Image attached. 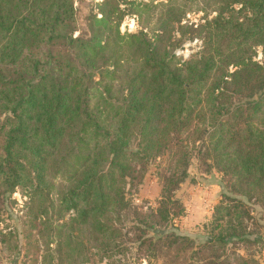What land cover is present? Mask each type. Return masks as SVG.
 <instances>
[{
    "label": "trees",
    "instance_id": "1",
    "mask_svg": "<svg viewBox=\"0 0 264 264\" xmlns=\"http://www.w3.org/2000/svg\"><path fill=\"white\" fill-rule=\"evenodd\" d=\"M202 4L203 22L188 29V39L202 45L180 62L169 49L174 31L186 34L175 28L184 19L175 6L151 35L121 34V20L142 14L148 4L100 0L97 12L85 16L86 30L73 36V0H0V117L9 123L0 154L3 210L21 183L22 151L31 148V165L42 162V168L52 158L56 174L69 181L58 216L75 210L78 223L93 230L101 257L125 254L123 237L131 233L139 252L163 257V264H257L240 249L264 241L260 229L248 224L246 202L264 197V0ZM42 44L50 48L35 58L25 55L26 48ZM125 62L139 66L124 71L115 91ZM194 113L199 119L209 115L201 119L208 124L197 138L203 153L231 176L221 182V199L204 235L170 223L183 211L173 196L187 176L186 146L183 163L163 180L157 206L139 211L127 189L138 185L149 161L165 152L172 134L188 128ZM134 126L137 143L128 146L126 133ZM64 136L69 145L60 148ZM211 169L206 164L204 171ZM12 237L14 232L0 231L1 244Z\"/></svg>",
    "mask_w": 264,
    "mask_h": 264
},
{
    "label": "rangeland",
    "instance_id": "2",
    "mask_svg": "<svg viewBox=\"0 0 264 264\" xmlns=\"http://www.w3.org/2000/svg\"><path fill=\"white\" fill-rule=\"evenodd\" d=\"M99 1L73 0V6L76 8L74 10V24L77 26L73 36L80 35L81 32L86 30L85 16L97 12L96 4ZM129 1L131 0H120V2ZM136 1H143L149 7L142 14L126 15L118 27L121 34L125 32H143L148 36L151 35L160 26L167 8L175 6L184 12V19L179 25L176 24L175 28L178 27L179 31L181 29L186 31V34L182 36L178 31L173 32L176 40L173 42L174 45L169 47L171 53L182 62L201 47L202 44L199 39H188V29L190 24L193 23V26L196 27L204 20L205 12L198 8V6H203L202 0ZM124 6H126L125 3L120 5L121 8ZM213 8L211 7L208 10H214ZM213 15L214 13H210L207 18H211ZM180 27L182 28L180 29ZM39 46L40 48H26L25 55H31L35 58L41 52L50 48L44 44ZM127 49L130 50L128 47ZM259 49L255 57L256 60L261 59ZM132 59L134 58L130 57L129 61ZM125 63L116 73L119 79L113 82V90L115 91L124 82V71L139 66L138 62ZM198 116V113H194L193 119L183 133L170 136L169 147L165 152L149 161L136 187H127V189L130 192L128 197L131 204L139 211L146 212L157 206L162 199L163 180L183 163L182 157L184 155L180 151H183L186 146L189 152L187 176L174 190L173 196L180 202L183 211L174 215L170 223L189 234L204 235L209 232L215 205L221 199V182L231 179V176L230 174L224 176L215 166L216 162L211 158H207L203 153L205 152L204 146L197 138L203 126L208 124L206 120L202 121L201 119L207 118L209 115L204 113L200 119ZM4 117V114L0 117V128H2L0 154L3 152L4 133L9 127V123L2 124ZM126 134L128 146L136 145V126H134L133 132L127 131ZM64 137L62 143H59L60 148L69 145V138ZM101 148L102 145H99L98 150ZM198 149H200L202 155H200ZM21 157L25 167H20L21 183L6 199L4 210L0 201V231L14 232V237L8 239L7 243H0V264H163V257L148 259L141 251L139 252L131 233L123 237L125 240L123 246L127 247L125 254H114L109 258L101 257V251L94 247L96 243L92 239V236H94L93 230L87 225L88 223H78L75 210L62 211L61 218L58 216L59 210H64V207H60V196L67 190L69 181L66 180L65 176L56 174L58 166L55 160L49 158L42 165V168H39L42 162L38 165H31V160L36 161L31 148L22 151ZM206 164H212L210 172L204 171ZM3 179V175H0L1 184ZM0 189H3V185L0 186ZM246 202L252 216V219L248 222L249 226L259 228V232L264 236V197L260 201L259 199H252ZM80 205H84V203L80 202ZM121 220L122 223L126 221L124 217ZM125 231L126 227L123 229V232ZM240 252L244 255L253 256L257 264H264V241L248 249H240Z\"/></svg>",
    "mask_w": 264,
    "mask_h": 264
}]
</instances>
